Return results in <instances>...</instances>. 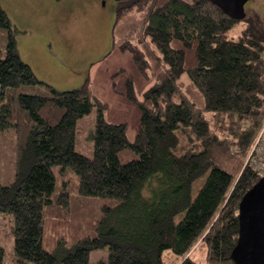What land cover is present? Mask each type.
Wrapping results in <instances>:
<instances>
[{
    "label": "trees",
    "instance_id": "obj_1",
    "mask_svg": "<svg viewBox=\"0 0 264 264\" xmlns=\"http://www.w3.org/2000/svg\"><path fill=\"white\" fill-rule=\"evenodd\" d=\"M121 2L118 18L148 8L142 34L164 66L141 99L127 80L141 113L133 138L126 122L106 120L107 104L87 83L60 90L38 77L19 55L15 25L0 1V130L15 137V176L0 185V213L12 217L14 260L92 264L91 253L107 247L97 264H199L200 249L206 264H236L239 205L259 179L247 159L264 121V23L247 9L235 19L211 0ZM238 22L242 32L230 37ZM176 38L183 47L172 46ZM195 42L187 67L186 48ZM122 47L148 75L143 50L129 41ZM185 72L203 93V107L179 85ZM94 110L88 156L76 150V127ZM68 168L79 177L75 195L68 181L57 188L58 173ZM94 208L90 234L44 247L53 218L88 217Z\"/></svg>",
    "mask_w": 264,
    "mask_h": 264
},
{
    "label": "rangeland",
    "instance_id": "obj_2",
    "mask_svg": "<svg viewBox=\"0 0 264 264\" xmlns=\"http://www.w3.org/2000/svg\"><path fill=\"white\" fill-rule=\"evenodd\" d=\"M0 1L15 25L19 55L32 66L38 77L60 90L78 88L87 83L91 91L107 104L104 111L106 120L113 123L126 122L128 135L133 138L141 113L136 102L128 98L127 80H132L136 97L141 99L143 92L164 74V66L157 58L159 52L151 39L142 34L148 8H135L118 18L121 0ZM156 2L162 4L165 0ZM245 8L257 13L264 23V0H249ZM244 26L238 22L229 30V36H238ZM126 41L143 50L149 62L148 75L141 73L132 52L122 47ZM172 46L181 48L183 44L176 38ZM195 49L196 42L186 48L187 67L195 62ZM178 83L197 106L205 105L203 93L186 72L181 75ZM95 120L96 110L77 120L76 150L88 156H92L94 150V140L90 133ZM14 146L13 131L0 130V185L10 182L15 176ZM204 179L202 177L194 185L193 195H196ZM65 181L69 182L68 191L75 195L78 175L69 168L64 173H58V190L64 188ZM95 211L96 208L88 212V217L83 212V217L75 218L72 215L53 218V224L47 227L49 234L44 247L52 250L60 237L70 241L71 235L77 238L90 234L88 230L92 229V222L99 214V211ZM12 224L11 215L0 213V243L5 248L4 264H17L14 260ZM203 250L195 252L199 264H206ZM108 251L107 247L94 250L91 253L92 264L106 259Z\"/></svg>",
    "mask_w": 264,
    "mask_h": 264
},
{
    "label": "water",
    "instance_id": "obj_3",
    "mask_svg": "<svg viewBox=\"0 0 264 264\" xmlns=\"http://www.w3.org/2000/svg\"><path fill=\"white\" fill-rule=\"evenodd\" d=\"M235 19L246 16L249 0H211ZM239 236L232 257L236 264H264V176L243 196L239 205Z\"/></svg>",
    "mask_w": 264,
    "mask_h": 264
},
{
    "label": "built area",
    "instance_id": "obj_4",
    "mask_svg": "<svg viewBox=\"0 0 264 264\" xmlns=\"http://www.w3.org/2000/svg\"><path fill=\"white\" fill-rule=\"evenodd\" d=\"M247 164L257 173L259 178L264 176V121L256 141L250 150Z\"/></svg>",
    "mask_w": 264,
    "mask_h": 264
},
{
    "label": "clouds",
    "instance_id": "obj_5",
    "mask_svg": "<svg viewBox=\"0 0 264 264\" xmlns=\"http://www.w3.org/2000/svg\"><path fill=\"white\" fill-rule=\"evenodd\" d=\"M144 195H145V196H148V195H149V193H148L147 191H145V192H144Z\"/></svg>",
    "mask_w": 264,
    "mask_h": 264
}]
</instances>
